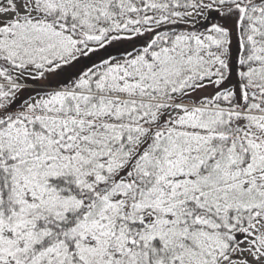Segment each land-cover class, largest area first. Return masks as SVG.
Segmentation results:
<instances>
[{"label":"snow or ice","instance_id":"obj_1","mask_svg":"<svg viewBox=\"0 0 264 264\" xmlns=\"http://www.w3.org/2000/svg\"><path fill=\"white\" fill-rule=\"evenodd\" d=\"M0 264H264V0H0Z\"/></svg>","mask_w":264,"mask_h":264}]
</instances>
